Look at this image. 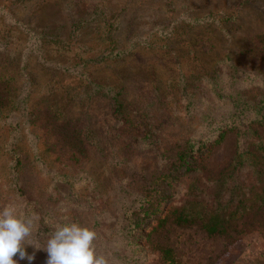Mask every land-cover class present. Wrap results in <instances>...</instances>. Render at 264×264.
Instances as JSON below:
<instances>
[{
	"label": "rangeland",
	"instance_id": "1",
	"mask_svg": "<svg viewBox=\"0 0 264 264\" xmlns=\"http://www.w3.org/2000/svg\"><path fill=\"white\" fill-rule=\"evenodd\" d=\"M260 91L264 0H0V208L35 216L41 243L58 223L93 228L109 264H158L151 240L183 264H264V207L251 228L226 234L171 222L153 232L154 216L129 225L172 154L222 123L243 119L247 133L207 143L213 175L202 172L199 191L210 196L211 176L245 145L255 158L264 122L249 121L261 115ZM117 103L137 136L114 116ZM27 252L46 264L44 249Z\"/></svg>",
	"mask_w": 264,
	"mask_h": 264
},
{
	"label": "trees",
	"instance_id": "2",
	"mask_svg": "<svg viewBox=\"0 0 264 264\" xmlns=\"http://www.w3.org/2000/svg\"><path fill=\"white\" fill-rule=\"evenodd\" d=\"M226 14H222L224 16ZM262 97L257 103L261 105L260 114L252 120L250 124L264 122V92L259 93ZM242 109V108H241ZM240 109V110H241ZM237 109L236 116L240 117L241 112ZM129 115V118H128ZM131 114L126 112L123 106L117 103L114 107V116L118 122L126 119V128L133 131L137 136V130H133ZM243 119H235L233 122H224L218 128V134L209 140H198L190 142L187 147H183L174 152L172 159L166 163L165 171L160 174V178L154 180L150 189L145 190L140 207L131 215L129 225L133 230L142 227L147 218L157 220L152 228L153 232L164 228L167 223L178 225H201L208 234H226L230 230L245 231L256 223L259 211L264 207V139L258 135V139L251 143L259 152H255V158L251 159L248 154L250 147H246L244 140L240 141L242 149L234 166L223 172L215 173L211 176L215 189L210 196L199 191L198 183L203 179L202 172L210 173L204 165V155L201 151L207 148V143H218L222 141L229 130L242 128L241 133H247V128H243ZM243 125V126H242ZM122 129V130H124ZM139 134L141 132L139 131ZM138 134V136H139ZM75 147L82 148V139L78 130L72 134ZM80 148V149H81ZM76 155L79 152H74ZM260 154V160L256 155ZM170 157V156H169ZM16 171L19 170L21 162L18 158L15 162ZM206 169V170H205ZM194 173V174H193ZM191 177L190 186L186 193L181 194V181ZM155 185L158 186L154 187ZM220 186V189H216ZM216 191V192H215ZM178 200V201H177ZM177 204L174 205V202ZM171 207L165 214L160 215L163 206ZM147 240L151 238V231L146 234ZM150 247L157 253L158 264H183L176 255L174 249L169 245H161L151 240Z\"/></svg>",
	"mask_w": 264,
	"mask_h": 264
},
{
	"label": "clouds",
	"instance_id": "3",
	"mask_svg": "<svg viewBox=\"0 0 264 264\" xmlns=\"http://www.w3.org/2000/svg\"><path fill=\"white\" fill-rule=\"evenodd\" d=\"M35 216L23 213L14 203L0 208V264H19L27 259L29 264L35 259V252L29 254L28 246L47 252L46 264H109L108 259L99 254L94 241L96 231L78 222L58 223L41 243L35 238Z\"/></svg>",
	"mask_w": 264,
	"mask_h": 264
}]
</instances>
